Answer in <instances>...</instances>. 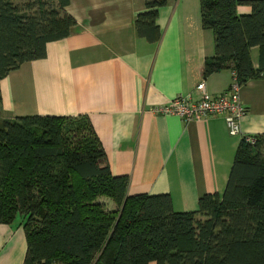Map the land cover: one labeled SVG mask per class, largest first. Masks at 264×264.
<instances>
[{
	"label": "trees",
	"instance_id": "16d2710c",
	"mask_svg": "<svg viewBox=\"0 0 264 264\" xmlns=\"http://www.w3.org/2000/svg\"><path fill=\"white\" fill-rule=\"evenodd\" d=\"M69 4L0 0V84L72 34ZM167 4L146 0L136 18L140 38L160 42L157 20ZM241 6L251 13L239 14ZM201 14L215 34L204 77L228 68L241 86L262 77L264 0H201ZM256 47L259 70L251 62ZM3 115L0 97V224L24 227V264H264V134L242 139L222 195L176 212L170 195H129V178L111 173L89 119Z\"/></svg>",
	"mask_w": 264,
	"mask_h": 264
},
{
	"label": "crops",
	"instance_id": "0c3cea01",
	"mask_svg": "<svg viewBox=\"0 0 264 264\" xmlns=\"http://www.w3.org/2000/svg\"><path fill=\"white\" fill-rule=\"evenodd\" d=\"M146 0H70L72 34L47 45L44 59L24 64L0 84L3 113L85 117L106 152L114 176H127L129 195H170L176 212L198 210L206 194L222 195L242 137L231 135L225 117L186 123L156 114L175 98L213 96L234 81L231 68L203 75L215 56V34L202 24L201 0H168L159 10V43L140 38L136 18ZM251 13L250 6L238 8ZM251 62L261 69L259 47ZM247 114L244 136L264 134V75L241 88ZM108 210L116 206L101 199ZM28 245L19 222L0 224V264H24ZM156 264V263H151Z\"/></svg>",
	"mask_w": 264,
	"mask_h": 264
},
{
	"label": "built area",
	"instance_id": "2783aa9c",
	"mask_svg": "<svg viewBox=\"0 0 264 264\" xmlns=\"http://www.w3.org/2000/svg\"><path fill=\"white\" fill-rule=\"evenodd\" d=\"M242 86L238 82L237 74L234 73V81L230 88L217 96L207 92L205 83L198 85L197 90L200 98L194 100L191 96L175 98L168 105L154 108L156 114L164 116H177L186 123L201 121L211 117H225L228 129L233 136L246 138L253 142V136H244L241 128L242 119L247 114V109L241 100Z\"/></svg>",
	"mask_w": 264,
	"mask_h": 264
},
{
	"label": "rangeland",
	"instance_id": "374dc122",
	"mask_svg": "<svg viewBox=\"0 0 264 264\" xmlns=\"http://www.w3.org/2000/svg\"><path fill=\"white\" fill-rule=\"evenodd\" d=\"M14 2H15V3H23L24 0H14ZM3 118H8V117H6L5 115H3ZM8 119H9V118H8Z\"/></svg>",
	"mask_w": 264,
	"mask_h": 264
}]
</instances>
